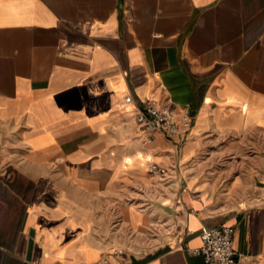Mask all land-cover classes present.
<instances>
[{
  "label": "crops",
  "instance_id": "1",
  "mask_svg": "<svg viewBox=\"0 0 264 264\" xmlns=\"http://www.w3.org/2000/svg\"><path fill=\"white\" fill-rule=\"evenodd\" d=\"M223 225L264 264V0H0V264H205Z\"/></svg>",
  "mask_w": 264,
  "mask_h": 264
},
{
  "label": "built area",
  "instance_id": "2",
  "mask_svg": "<svg viewBox=\"0 0 264 264\" xmlns=\"http://www.w3.org/2000/svg\"><path fill=\"white\" fill-rule=\"evenodd\" d=\"M134 120L147 139L155 131H163L169 136L187 135L191 117L185 111H176L161 105L155 98H145L135 107ZM147 172L160 180H169V169L156 162H150ZM233 228L228 225L210 227L199 233L201 244L189 249L202 255L205 264H236V253L232 247Z\"/></svg>",
  "mask_w": 264,
  "mask_h": 264
},
{
  "label": "rangeland",
  "instance_id": "3",
  "mask_svg": "<svg viewBox=\"0 0 264 264\" xmlns=\"http://www.w3.org/2000/svg\"><path fill=\"white\" fill-rule=\"evenodd\" d=\"M137 244V243H136ZM138 244H141V243H138Z\"/></svg>",
  "mask_w": 264,
  "mask_h": 264
}]
</instances>
